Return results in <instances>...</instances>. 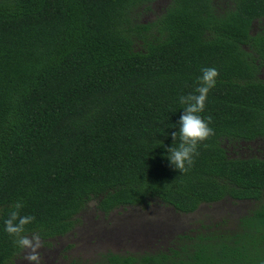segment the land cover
I'll return each mask as SVG.
<instances>
[{
    "label": "trees",
    "instance_id": "16d2710c",
    "mask_svg": "<svg viewBox=\"0 0 264 264\" xmlns=\"http://www.w3.org/2000/svg\"><path fill=\"white\" fill-rule=\"evenodd\" d=\"M156 1L0 0V264L25 249L5 230L13 211L33 217L20 236L50 245L92 200L108 214L228 199L253 206L95 264H264V157L230 153L264 139V0H170L141 21ZM206 67L218 75L197 115L212 131L178 170L165 146Z\"/></svg>",
    "mask_w": 264,
    "mask_h": 264
},
{
    "label": "rangeland",
    "instance_id": "374dc122",
    "mask_svg": "<svg viewBox=\"0 0 264 264\" xmlns=\"http://www.w3.org/2000/svg\"><path fill=\"white\" fill-rule=\"evenodd\" d=\"M170 0H157L151 8L141 11L140 20L149 22L161 15ZM264 22H255L253 31H258ZM264 79V71L261 74ZM230 153L240 156L264 157V139L245 141L230 147ZM253 204L248 201L216 202L203 204L194 213H181L170 205L152 201L146 206H129L108 214L97 209L92 200L79 215L75 229L63 237L52 240L48 245L39 239V246L33 252L25 248L13 264H95L100 261V253L141 252L166 248L178 234L192 231L202 223H212L226 217L231 220L246 212ZM32 240L33 245L37 244ZM37 255L36 261L27 257Z\"/></svg>",
    "mask_w": 264,
    "mask_h": 264
},
{
    "label": "clouds",
    "instance_id": "9594fccd",
    "mask_svg": "<svg viewBox=\"0 0 264 264\" xmlns=\"http://www.w3.org/2000/svg\"><path fill=\"white\" fill-rule=\"evenodd\" d=\"M202 75L199 77L201 86L196 89L198 94L181 96L180 102L186 107L183 110V114L179 120V136L180 143L178 147L173 145L167 148L166 153L169 163L178 170H184L186 164L190 165L193 160V156L196 153L198 142L205 140L211 133L212 129L208 126V122L205 121L197 113L202 112L205 106L207 95L211 88L216 84V77L218 72L215 68L206 67L202 70ZM173 141H175L177 133L172 134ZM17 209L22 205L17 204ZM33 217L31 216H19L18 212L13 211L9 219L5 221V230L12 235L18 236L16 243L21 248H32L35 252V248L39 246V237L34 236L32 239L37 241L36 245H33L32 240L27 236H20L19 234L24 231V226L31 222ZM30 261H36L37 255L33 254L27 257Z\"/></svg>",
    "mask_w": 264,
    "mask_h": 264
},
{
    "label": "flooded vegetation",
    "instance_id": "af4514ba",
    "mask_svg": "<svg viewBox=\"0 0 264 264\" xmlns=\"http://www.w3.org/2000/svg\"><path fill=\"white\" fill-rule=\"evenodd\" d=\"M60 237H62V236H60Z\"/></svg>",
    "mask_w": 264,
    "mask_h": 264
}]
</instances>
